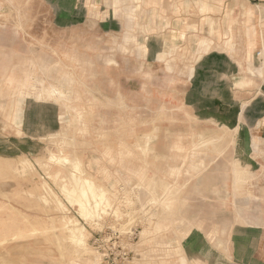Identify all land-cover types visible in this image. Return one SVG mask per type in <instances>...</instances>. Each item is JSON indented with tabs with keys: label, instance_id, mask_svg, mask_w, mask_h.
<instances>
[{
	"label": "rangeland",
	"instance_id": "374dc122",
	"mask_svg": "<svg viewBox=\"0 0 264 264\" xmlns=\"http://www.w3.org/2000/svg\"><path fill=\"white\" fill-rule=\"evenodd\" d=\"M196 3L175 14L203 13ZM107 7L0 0V264H264V140L240 114L249 81L200 85L203 52L151 56L153 11ZM86 156L111 171L94 176ZM89 182L112 203L87 219L63 190ZM65 216L85 227L82 247Z\"/></svg>",
	"mask_w": 264,
	"mask_h": 264
},
{
	"label": "crops",
	"instance_id": "0c3cea01",
	"mask_svg": "<svg viewBox=\"0 0 264 264\" xmlns=\"http://www.w3.org/2000/svg\"><path fill=\"white\" fill-rule=\"evenodd\" d=\"M98 1L102 11L112 9L107 7V3L111 4L113 0ZM203 1L209 8L205 11L199 6L200 12H203L201 14H175L184 10L183 7L187 5L190 10L197 9L196 2ZM219 1L131 0L134 7L148 6L147 8L153 11L154 16L148 24L149 31L152 32L151 56L169 55L171 50L178 47H195L198 56L204 53L198 66L200 85L215 84L219 88L230 82L235 86L240 77L249 81L250 86L245 88L248 91L240 95V99L249 104L241 108L240 114L248 116L252 133L264 140V60L260 63L264 59V0H226L225 4L233 9L226 13L221 11ZM205 39L209 40L211 46H206ZM164 49H169L170 52H163ZM251 66L257 68L256 74L250 72ZM229 75L234 83L226 78ZM98 156L91 160L88 156L82 158L86 170L94 176H102L111 171L107 167L109 162L106 163L104 159L99 161Z\"/></svg>",
	"mask_w": 264,
	"mask_h": 264
},
{
	"label": "bare ground",
	"instance_id": "6f19581e",
	"mask_svg": "<svg viewBox=\"0 0 264 264\" xmlns=\"http://www.w3.org/2000/svg\"><path fill=\"white\" fill-rule=\"evenodd\" d=\"M198 3H201V2H198ZM199 6L201 8H203L204 10H207V8H209V6L204 1ZM205 41H206L207 47L211 46V44H209L208 39H205ZM249 70L252 73L258 72L257 68L253 67V66H251L249 68ZM238 83H243V82L238 80ZM24 86H26L25 88H27L26 84ZM46 91L51 92L53 97H56L59 99L68 97L67 91H65L64 89L62 90V89L55 87V86H51L49 89H46ZM54 159L56 161H58V163H62V164L67 163L70 167H72L74 169L77 168L75 159H67L64 157L63 158L58 157V158H54ZM22 164L24 166L29 165V163L25 162V161H23ZM57 178H60V176H57ZM87 185H88L89 189L84 188L81 190L82 187L77 189L76 187L72 188V187L65 186L63 191H64V193H66L69 200L77 202L80 205V213L83 216H86L87 219H89L88 217L93 218L96 213L100 214L101 211L103 212V210L104 211L108 210L109 209L108 206H111L112 201H110V198L107 196L108 194L106 193V191L104 189H98V187L94 186L91 182H89ZM52 195H54V194H52ZM54 196H55L56 202L59 204V206L65 210V203H63L61 201V199L56 194ZM85 197H90L91 199L85 200L84 199ZM61 228L66 229L69 232L68 237L72 241L78 243L79 246L81 245V247H82L83 246L82 244L86 242L85 227L83 226L82 223L80 224L78 221L74 220L73 218H71V217L67 218L65 216L63 218V223L61 225ZM72 264H80V263H78L77 261L76 262L74 261Z\"/></svg>",
	"mask_w": 264,
	"mask_h": 264
},
{
	"label": "built area",
	"instance_id": "2783aa9c",
	"mask_svg": "<svg viewBox=\"0 0 264 264\" xmlns=\"http://www.w3.org/2000/svg\"><path fill=\"white\" fill-rule=\"evenodd\" d=\"M259 54H260V52H259Z\"/></svg>",
	"mask_w": 264,
	"mask_h": 264
}]
</instances>
